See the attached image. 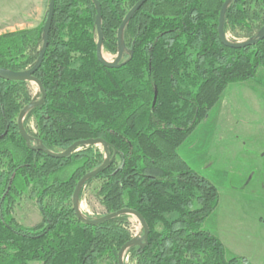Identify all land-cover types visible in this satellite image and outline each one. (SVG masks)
Here are the masks:
<instances>
[{"label":"trees","instance_id":"1","mask_svg":"<svg viewBox=\"0 0 264 264\" xmlns=\"http://www.w3.org/2000/svg\"><path fill=\"white\" fill-rule=\"evenodd\" d=\"M98 1L103 51L117 56L118 30L140 0ZM225 1L148 0L125 25L122 61L108 68L97 58L94 0H56L35 74L46 100L23 122L30 147L18 125L33 102L30 83L0 79V264H118L133 239L132 215L89 225L73 209L78 183L104 164L105 148L82 146L62 159L36 149L60 154L91 139L107 143L110 162L82 185L79 198L97 185L106 210L97 219L124 209L144 218L148 236L127 250L129 262L252 264L228 259L222 241L204 229L219 192L179 154L227 87L254 80L264 67V40L242 49L221 42ZM263 29L264 0H234L227 8L224 31L232 41L256 39ZM43 44L44 24L0 35V68L32 69ZM23 200L36 202L39 226L15 218Z\"/></svg>","mask_w":264,"mask_h":264},{"label":"rangeland","instance_id":"2","mask_svg":"<svg viewBox=\"0 0 264 264\" xmlns=\"http://www.w3.org/2000/svg\"><path fill=\"white\" fill-rule=\"evenodd\" d=\"M49 4L50 0H0V35L42 26ZM227 38L232 41L231 35ZM103 54L108 62H114L116 55L104 51ZM29 88L33 102L38 100L41 94L38 86L30 83ZM34 125L31 119L29 126L33 129ZM98 146L102 149V145ZM179 154L219 192L218 207L205 220L204 229L227 245V258L234 255L262 257L264 67L259 69L254 80L227 87L208 117L181 145ZM96 186L86 187L81 199L78 196L79 211L88 219L106 214L96 197ZM14 216L28 228H35L42 222L35 201H21ZM130 222L133 238H141L144 229L138 219L132 216ZM124 261L133 264L126 256Z\"/></svg>","mask_w":264,"mask_h":264},{"label":"water","instance_id":"3","mask_svg":"<svg viewBox=\"0 0 264 264\" xmlns=\"http://www.w3.org/2000/svg\"><path fill=\"white\" fill-rule=\"evenodd\" d=\"M148 0H140L135 6L134 8L129 12L128 16L126 17V19L123 21V23L121 24L119 30H118V49H119V53L116 56L114 62H108L103 58V42H104V34H103V30H102V24H101V18H102V8H101V4L98 0H94L96 6H97V16H96V26H97V30H98V44H97V58L99 60V62L101 64H103L104 66L108 67V68H117L120 64V62L122 61L123 58V53H124V44H123V32H124V28L126 23L132 18V16L134 15V13L136 11H138ZM234 0H226L221 8L220 11V18H219V25H218V34H219V38L221 40V42L230 48H234V49H242V48H247V47H253L256 46L259 42L264 40V29L260 32V35L258 38L256 39H252L249 41H242V42H237V41H230L228 40V38L225 36V31H224V23H225V15H226V10L229 7V5L233 2ZM55 4H56V0H50V4H49V10L47 13V17L44 23V44H43V48L39 57V60L36 64L35 67H33L30 70L27 71H23V72H13V71H8L5 69H1L0 68V79L3 80H7V81H16V82H29V83H34L38 86V88L40 89L41 93H42V99L40 101L37 102H32L31 104L27 105L20 113L19 117H18V125H19V129L20 132L22 134V136L24 137V139L27 142V145L30 147L31 142L33 141V138L27 134V132L25 131V129L23 128V122L25 120V116L27 115V113L34 107L40 106L42 104H44L45 100H46V91L42 85V83L35 77L36 72L40 69L43 60H44V56L46 53V50L48 48V41H49V34H50V30H51V25L53 22V18H54V12H55ZM94 145H102L105 150H106V160L104 162V164L98 168L97 170L90 172L89 174H87L84 178H82V180L78 183L74 195H73V209L76 213V216L82 220L84 223L89 224V225H97L99 223H102L104 221L110 220L118 215H123V214H127V215H132L134 216L136 219H138V221L140 222V224L142 225L143 229H144V235L137 239L134 238L132 239L129 243H127L120 251L119 253V258H118V264H124V258L126 256L127 250L131 247V246H135V245H142L143 242L146 240L148 233H149V229L148 226L144 220V218L137 212L130 210V209H124L121 211H118L116 213H112V214H108L105 215L104 217L100 218V219H88L85 218L79 211V207H78V196H79V191L80 188L82 187V185L89 180L90 178L100 174L104 168L109 164L110 162V154L108 151V146L107 143L101 139H91V140H86V141H80V142H76L75 144H73L70 148H68V150H66L63 153L60 154H55V153H51L47 150H45L42 147H37V150H41L43 152H45L47 155L53 157V158H57V159H62L67 157L71 152H73L75 149L82 147V146H94Z\"/></svg>","mask_w":264,"mask_h":264},{"label":"crops","instance_id":"4","mask_svg":"<svg viewBox=\"0 0 264 264\" xmlns=\"http://www.w3.org/2000/svg\"><path fill=\"white\" fill-rule=\"evenodd\" d=\"M250 83V82H249ZM257 91V90H256ZM225 246L226 249V256H228V248L227 245L222 242ZM234 257H245L247 258L252 264H264V254H262V257L257 258V257H253L252 255H234ZM233 257V258H234Z\"/></svg>","mask_w":264,"mask_h":264},{"label":"bare ground","instance_id":"5","mask_svg":"<svg viewBox=\"0 0 264 264\" xmlns=\"http://www.w3.org/2000/svg\"><path fill=\"white\" fill-rule=\"evenodd\" d=\"M103 58H104L106 61H108V60H107V57H106L104 54H103ZM133 239H134V238H133Z\"/></svg>","mask_w":264,"mask_h":264}]
</instances>
